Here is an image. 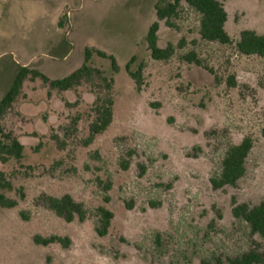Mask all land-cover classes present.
I'll list each match as a JSON object with an SVG mask.
<instances>
[{
	"label": "rangeland",
	"instance_id": "374dc122",
	"mask_svg": "<svg viewBox=\"0 0 264 264\" xmlns=\"http://www.w3.org/2000/svg\"><path fill=\"white\" fill-rule=\"evenodd\" d=\"M157 1L0 0V99L19 65L60 79L82 65L87 47L119 65L113 73L111 60L92 57L95 67L114 77L116 109L112 126L89 147L80 144L83 130L65 151L49 137L51 128L68 125L95 100L90 84L61 92L30 75L4 116L3 127L25 150L21 162L0 164V172L12 177L10 196L19 199L23 186L26 198L16 208H0V264H201L203 256L229 264L227 257L249 249V230L232 208L233 199L264 201V58L240 53L235 43L245 29L264 34V0H221L234 40L229 45L203 40L191 9L182 10L174 27L162 21L158 44L175 47L167 61L154 60L146 40ZM190 53L202 64L186 61ZM132 56L131 70L146 63L140 89L127 71ZM94 84L105 90L98 76ZM77 100L78 108L67 106ZM245 137L254 146L244 178L235 187L214 189L210 179L222 154ZM131 149V167L122 170L119 163ZM98 179L112 180V189L105 191ZM67 192L91 209L105 204L115 213L106 237L97 235L91 218L67 223L36 205L42 193ZM106 194L109 203L103 202ZM158 231L172 241L166 257L147 252ZM37 234L67 236L69 245H37ZM255 240L264 249V240Z\"/></svg>",
	"mask_w": 264,
	"mask_h": 264
},
{
	"label": "trees",
	"instance_id": "16d2710c",
	"mask_svg": "<svg viewBox=\"0 0 264 264\" xmlns=\"http://www.w3.org/2000/svg\"><path fill=\"white\" fill-rule=\"evenodd\" d=\"M184 8L193 10L199 15V35L203 40L219 42L224 45L233 44L234 40L227 30L228 12L224 2L221 0H158L155 4L157 20L154 21L148 30L146 40L151 56L157 61H167L175 54V47L169 44L162 48L158 44V32L161 22L164 21L170 27H174V21L180 16ZM237 50L244 55H257L264 58V34H259L254 30L245 29L240 32L236 41ZM97 54L100 58L111 60L113 73L119 71L117 60L105 52L93 49H85V58L82 65L60 79H51L37 69H32L26 65H19L14 76L12 84L5 95L0 99V164L6 165L12 160L21 162L24 158L25 145L20 138L12 132H7L3 127L2 120L8 111L17 102L22 93L25 82L32 78L41 77L50 87L58 89L61 92L77 91L83 84H90L91 92L95 93V100L84 109H78L68 125L59 129L51 128L49 139L55 142L60 151H65L70 142L77 138L78 131L83 130L85 137L81 139L83 147H89L95 140L106 133L112 126L115 117L116 100L113 94L114 77L108 76L106 71L95 67L92 64V57ZM184 59L190 63L201 65L202 62L197 59L194 53L184 56ZM136 62V56H132L127 63V71L134 80L138 89L144 84V70L146 63L140 62L137 70H131ZM98 76L105 82V90L97 91L98 85L94 84V77ZM235 86V83L232 84ZM81 101L67 103L70 107H79ZM82 122L83 127L79 125ZM264 135V129L262 131ZM71 142V143H72ZM42 145V142L39 143ZM254 143L251 137H245L238 144H229L219 162L218 171L211 177L210 181L214 189H224L235 187L245 176L247 171V162ZM39 148V145H38ZM136 151L129 150L125 157H122L119 166L122 170H129ZM97 158H99L97 156ZM57 165L62 164L58 161ZM144 169V166H141ZM104 185L105 191L112 189L113 182L99 180ZM15 190V185L11 176L0 172V208L13 209L19 205V200L26 198L24 187L19 190L20 198H13L10 194ZM111 198L108 194L104 195L103 202L109 203ZM128 205V203L126 202ZM232 215L235 220L244 223L249 230L251 245L248 250L243 251L233 257H227L229 264H264V249L255 240L260 237L264 240V201L257 205L249 203H237L233 199ZM36 205L41 206L56 217L67 223L75 220L83 223L87 219H93L94 230L99 237H106L113 225L115 213L105 204H101L95 209H91L84 201H79L73 194L64 193L61 195H52L42 193L36 199ZM130 206V205H128ZM24 219L28 216L24 211L20 212ZM33 242L40 246H50L58 244L68 247L69 238L67 236L53 234L47 237L39 234L33 237ZM172 241L168 234L156 232L151 239V245L148 247V254L153 257H166L169 254ZM174 262V259L172 260ZM178 262V261H177ZM201 264H223L220 257L203 256Z\"/></svg>",
	"mask_w": 264,
	"mask_h": 264
}]
</instances>
